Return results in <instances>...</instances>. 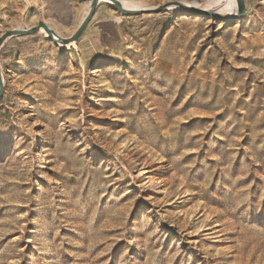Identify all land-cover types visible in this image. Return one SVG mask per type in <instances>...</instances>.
Listing matches in <instances>:
<instances>
[{
  "label": "rangeland",
  "instance_id": "obj_1",
  "mask_svg": "<svg viewBox=\"0 0 264 264\" xmlns=\"http://www.w3.org/2000/svg\"><path fill=\"white\" fill-rule=\"evenodd\" d=\"M245 2L223 21L101 0L72 45L5 41L0 264H264V0ZM90 5L0 0V36L70 37Z\"/></svg>",
  "mask_w": 264,
  "mask_h": 264
},
{
  "label": "water",
  "instance_id": "obj_2",
  "mask_svg": "<svg viewBox=\"0 0 264 264\" xmlns=\"http://www.w3.org/2000/svg\"><path fill=\"white\" fill-rule=\"evenodd\" d=\"M117 8L118 10L125 15H134V14H142V13H152V12H158L163 9H166L170 4H177L180 5L182 8L190 9L194 11L200 12L202 15L213 17L219 20L223 21H232L241 18L244 16L246 10H247V4L245 0H236L237 2V11L234 15H223L217 11L212 10H205L201 8H197L195 6H187L185 4H182L180 1H174V2H168L165 4H161L158 7L154 9H129L123 6L120 0H110ZM101 0H91L90 5V11L86 18L83 20V22L80 24V26L76 29V31L70 36V37H62L55 33V31L50 28L44 21H39L37 25L32 26L30 28H13L6 30L3 34L0 36V48L5 43V41L13 36L17 35H24V34H32L36 33L41 30V28H44L46 33L48 34L49 38L54 41L56 44H66L71 45L72 43H75L79 40L81 35L83 34L84 30L88 26L89 22L91 21L92 17L94 16L96 9L98 5L100 4ZM4 92V78L2 74V66L0 62V97L3 95Z\"/></svg>",
  "mask_w": 264,
  "mask_h": 264
},
{
  "label": "bare ground",
  "instance_id": "obj_3",
  "mask_svg": "<svg viewBox=\"0 0 264 264\" xmlns=\"http://www.w3.org/2000/svg\"><path fill=\"white\" fill-rule=\"evenodd\" d=\"M106 1H109V2H111L110 0H106ZM121 1V3L123 4V6H125L126 8H129V9H154V8H156V7H158L159 5H161V4H156V5H140V6H138V7H132V6H129V5H127L126 3H123V1L122 0H120ZM218 1H220V0H218ZM169 2H174V1H169ZM230 2H231V8L230 9H227V13L228 14H230V11H231V9L232 8H236V10H237V2H236V0H230ZM112 3V2H111ZM166 2H163L162 4H165ZM185 4V3H184ZM191 4H194L193 2H189V3H187V5L188 6H193V5H191ZM177 5V4H176ZM168 7H171V6H168ZM175 7H177V8H179V6L177 5V6H175ZM172 8V7H171ZM198 18V17H197ZM50 27V26H49ZM51 28V27H50ZM53 29V28H52ZM41 30L42 31H45V29L44 28H41ZM54 30V29H53ZM55 31V33L57 34V35H59V33L56 31V30H54ZM60 36V35H59ZM73 44V43H72ZM71 44V45H72ZM59 46H61V47H67V46H69V45H66V44H58Z\"/></svg>",
  "mask_w": 264,
  "mask_h": 264
}]
</instances>
